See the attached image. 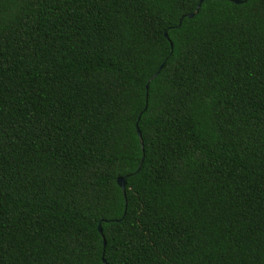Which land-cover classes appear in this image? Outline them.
Masks as SVG:
<instances>
[{"label":"trees","instance_id":"1","mask_svg":"<svg viewBox=\"0 0 264 264\" xmlns=\"http://www.w3.org/2000/svg\"><path fill=\"white\" fill-rule=\"evenodd\" d=\"M242 1L0 0V264H264Z\"/></svg>","mask_w":264,"mask_h":264},{"label":"water","instance_id":"2","mask_svg":"<svg viewBox=\"0 0 264 264\" xmlns=\"http://www.w3.org/2000/svg\"><path fill=\"white\" fill-rule=\"evenodd\" d=\"M232 1L235 2L236 4H242V3H243L242 0H232ZM202 3H203V1H201V2L199 3V5L197 6V8L195 9V11H193V12L190 13V14H188L187 17H188V18H194V17L199 13L200 8H201V6H202ZM182 20H183V19H181L179 26L181 25ZM165 37L169 39V36H168V30L165 31ZM164 65H165V63H163V64L160 66V68L158 69V71H157V72H156V73L150 78V80H149V82H148V84H147V90L149 89V85H150V83H151V82H152V81H153V80L159 75V73H160L161 70L163 69ZM146 108H147V107H146ZM137 133H138V135H139V137H140V143H141V146H142V148H144V141H143V139H142V133H141L140 129L138 128V126H137ZM140 168H141V165L139 166L137 172L140 171ZM127 179H128V176L120 177V178L118 179V185L123 189V191H125V189H126ZM99 230H100V232L102 233V227H101V225H99ZM105 244H106V243H105ZM104 262L107 263L106 260H104Z\"/></svg>","mask_w":264,"mask_h":264}]
</instances>
